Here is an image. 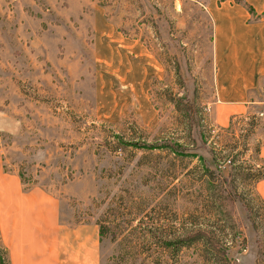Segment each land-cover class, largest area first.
I'll return each instance as SVG.
<instances>
[{"label":"rangeland","instance_id":"374dc122","mask_svg":"<svg viewBox=\"0 0 264 264\" xmlns=\"http://www.w3.org/2000/svg\"><path fill=\"white\" fill-rule=\"evenodd\" d=\"M204 1L0 0V181L49 193L62 223L104 224L102 264H264V91L215 121Z\"/></svg>","mask_w":264,"mask_h":264},{"label":"crops","instance_id":"0c3cea01","mask_svg":"<svg viewBox=\"0 0 264 264\" xmlns=\"http://www.w3.org/2000/svg\"><path fill=\"white\" fill-rule=\"evenodd\" d=\"M202 3L213 32V69L205 72L222 105L214 119L225 125L234 115L254 114L261 103L264 14L256 12L264 11V0ZM258 158L264 162V144ZM0 233L9 240L12 264H102L97 223H62L55 198L40 188L22 190L19 181H0Z\"/></svg>","mask_w":264,"mask_h":264},{"label":"trees","instance_id":"16d2710c","mask_svg":"<svg viewBox=\"0 0 264 264\" xmlns=\"http://www.w3.org/2000/svg\"><path fill=\"white\" fill-rule=\"evenodd\" d=\"M236 2H241L242 0H235ZM259 167L257 169H255V172H258ZM262 176L261 175H253V181L255 180H259ZM98 228H99V241L107 234L106 233V228L104 226V224L102 223H97ZM202 224L200 223H193L192 229L190 230V232L188 233V238L192 241L195 242H199L201 243V245L203 246V252L205 253V256L209 255V256H215L217 253H219V249L215 248V247H210L208 248L206 246V242L207 240L210 238V236H212V233H208V231H205L204 229H202V227L200 228ZM158 230H162L160 232V236H161V243L162 245V251L163 253H165L167 250L169 251L170 248H175L173 249L174 253L177 252V250L179 248L177 247V243L178 242H182V238L179 236H176L175 231H171L172 227L167 226V223H165L164 221H162V223L160 225H158L157 227V231ZM150 233V230L148 231ZM181 238V239H180ZM172 250V249H171ZM127 252L121 253L120 254V258L117 260V262H114L115 264H127L125 261V256L127 255ZM6 251L0 249V264H9L6 258ZM164 263L161 259H156L153 260L150 264H162ZM167 263V262H166ZM149 264V263H148Z\"/></svg>","mask_w":264,"mask_h":264},{"label":"built area","instance_id":"2783aa9c","mask_svg":"<svg viewBox=\"0 0 264 264\" xmlns=\"http://www.w3.org/2000/svg\"><path fill=\"white\" fill-rule=\"evenodd\" d=\"M227 162H229V160Z\"/></svg>","mask_w":264,"mask_h":264}]
</instances>
